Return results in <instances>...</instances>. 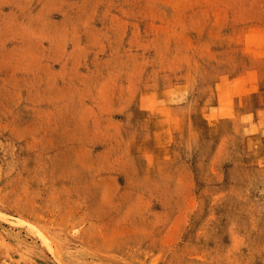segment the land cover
Returning a JSON list of instances; mask_svg holds the SVG:
<instances>
[{
    "label": "rangeland",
    "instance_id": "rangeland-1",
    "mask_svg": "<svg viewBox=\"0 0 264 264\" xmlns=\"http://www.w3.org/2000/svg\"><path fill=\"white\" fill-rule=\"evenodd\" d=\"M0 264H264V0H0Z\"/></svg>",
    "mask_w": 264,
    "mask_h": 264
}]
</instances>
